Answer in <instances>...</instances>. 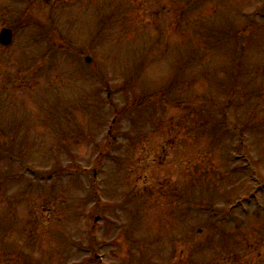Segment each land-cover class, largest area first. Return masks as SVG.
Returning a JSON list of instances; mask_svg holds the SVG:
<instances>
[{
  "label": "rangeland",
  "instance_id": "1",
  "mask_svg": "<svg viewBox=\"0 0 264 264\" xmlns=\"http://www.w3.org/2000/svg\"><path fill=\"white\" fill-rule=\"evenodd\" d=\"M91 1L0 0L5 264H264V9Z\"/></svg>",
  "mask_w": 264,
  "mask_h": 264
},
{
  "label": "water",
  "instance_id": "2",
  "mask_svg": "<svg viewBox=\"0 0 264 264\" xmlns=\"http://www.w3.org/2000/svg\"><path fill=\"white\" fill-rule=\"evenodd\" d=\"M11 32L8 30H2L0 33V43L4 46H8L11 43Z\"/></svg>",
  "mask_w": 264,
  "mask_h": 264
},
{
  "label": "flooded vegetation",
  "instance_id": "3",
  "mask_svg": "<svg viewBox=\"0 0 264 264\" xmlns=\"http://www.w3.org/2000/svg\"><path fill=\"white\" fill-rule=\"evenodd\" d=\"M114 17L113 13H110L109 15L107 14L106 19L107 20H112ZM2 244H0V249L3 248V246H1ZM11 251L8 252L9 253V258H0V264H5L8 263L10 261V263H13L15 261V257L12 256V248L10 247Z\"/></svg>",
  "mask_w": 264,
  "mask_h": 264
}]
</instances>
